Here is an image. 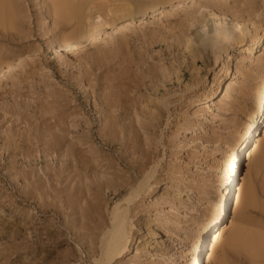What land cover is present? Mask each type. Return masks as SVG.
I'll use <instances>...</instances> for the list:
<instances>
[{
    "label": "rangeland",
    "instance_id": "rangeland-1",
    "mask_svg": "<svg viewBox=\"0 0 264 264\" xmlns=\"http://www.w3.org/2000/svg\"><path fill=\"white\" fill-rule=\"evenodd\" d=\"M3 1L0 54L9 51L7 59L15 66L0 80V264H93L100 223H108L112 207L141 180L145 170L139 173L140 165L146 171L156 167L155 184L131 207L133 247L115 264H183L178 257L215 198L217 168L230 151L226 145L261 90L264 50L255 55L261 64L244 62L227 111L219 113L214 103L242 50L223 55L215 72L205 66L211 55L207 50L197 53L198 63L191 65L192 54L184 46L190 42L196 51L202 9H194L196 23L187 21L192 28L180 12L191 5H183L166 10V18L148 16L119 41L118 33L104 25L97 40L80 42L77 51H69L58 49L59 43L72 40L88 17L110 21L129 0H67L82 12L77 30L75 20L59 24L47 0ZM136 1L147 6L149 0ZM209 1L201 0L206 6ZM251 1L223 3L236 7ZM207 69L206 78L197 82L196 72L202 77ZM141 71L181 77L177 82L169 72L172 81L158 95L169 91L168 114L163 109L159 127L147 129V135L134 122L135 111L126 115L120 109L127 97L156 99L143 87L136 94L128 92ZM209 96L214 99L211 116L203 113ZM196 110L202 111L197 119ZM257 134L254 141L261 142L264 123ZM254 190L253 205L243 198L234 216L233 206L227 209L225 231L234 225L246 236L264 237V172L254 180ZM173 204L177 210H171ZM226 236L211 264H260L250 237L229 245ZM138 243L140 251L135 252Z\"/></svg>",
    "mask_w": 264,
    "mask_h": 264
},
{
    "label": "bare ground",
    "instance_id": "bare-ground-1",
    "mask_svg": "<svg viewBox=\"0 0 264 264\" xmlns=\"http://www.w3.org/2000/svg\"><path fill=\"white\" fill-rule=\"evenodd\" d=\"M47 1L50 2V9L53 13V17L59 24L66 26L71 20H75L76 24L73 28L76 30L78 29L82 17V12H80L78 7H71L70 2L67 0ZM143 1L147 2V0ZM155 1L156 2L154 3L150 2V4L146 3L147 6H145L142 1L140 3L142 6H139L140 4L136 0H129L130 3L127 4V6L124 1L122 5L125 3L126 6H122V8L115 12L116 14L113 13L110 21L107 22L100 20V15L93 18L88 17L87 21L83 24L84 28L79 29L78 33L74 35L72 40L65 39L61 41L58 49L77 51V47L80 42L97 40L100 33L103 32L102 26L104 25L110 26L109 30L111 33H118V36L116 35V40L119 41L121 38H128V34L124 33V31H129L132 26H136V24L139 26L142 25L143 21L148 16L151 18L158 16L166 18V10L182 8L181 6L183 5L191 6L188 9H180V12H184V15L181 16L183 17L182 19L186 22L188 21L190 24H194L196 22L193 21H197L194 20L195 12L202 9L201 11L204 12V15L201 12H199V15L201 13L203 18L200 16V20L202 21L203 19V21L199 22L198 20L197 22L202 24H200L198 28L196 27L197 31H195V27V29L193 28L195 36L198 38V42L195 44L196 51L191 50L193 46H190V42H188L185 46L183 45L185 52H188V55L192 54L191 65H197L198 61L195 57L197 53H204V51L207 50V53L209 52L211 55L208 60H206L205 66L209 65L210 72H215V69L219 67L220 58L223 55L227 57L234 50H242L241 58L238 61V65L235 67V72L233 74L232 72L229 73L230 79L227 80V84L221 89L219 95L217 96V101L214 103V107L217 112H226V106L231 100V95L237 86L236 79H238V76H240L243 71L244 62L249 61V63L254 64V66L257 63H262V60L255 57V55L261 51L263 52L264 50V0H254L243 5H236V7H227L223 3V0H212L216 5L212 1H209L211 2V5L207 4V6L204 5L201 0ZM3 3L4 1L0 0V23H2L1 21H3L2 19L4 17ZM195 7H198V9L196 8V11H194ZM91 11L93 12V9H91ZM188 22L186 24L190 27ZM186 24L184 25L186 26ZM185 26L183 27L182 25V30H184ZM184 31L183 35L184 33H187V31ZM118 41H116V45H114L116 50L120 47V42ZM178 42L180 43L181 40ZM181 45L182 44L180 43V46ZM6 52L7 54H5V56L0 54V80L8 75L15 66V62H9L7 59L11 53L9 51ZM144 71H141L140 75L136 76V79L131 81L132 85H129L127 90L132 95L138 93V89L140 87H143L146 90L150 89L153 91L156 99L144 101L139 97H127L125 102L127 105H121L120 109L126 115L127 113H130L129 111L131 110L135 111L134 117L136 119L134 122H137L139 129H142L145 132V135H147V129L153 131L159 127L160 121L164 118L163 109L167 114L169 111L168 106L171 104V100L165 99L169 95V91L164 90L163 94L158 96L160 90L165 89L172 81L170 76L173 74L175 76L174 79L177 82L181 77L178 76L179 73L176 74L170 71L169 72L172 73V75L169 74V72L168 75H165L163 72L161 76ZM207 72L208 69L204 72L202 77L199 72H196L195 79H197V82L200 83L203 78H206ZM213 101L214 99L209 96L208 100L205 102V105H207L206 110L203 111V113H208L209 115L211 114L212 108L209 104ZM195 106L197 107L198 105L195 104ZM139 107L143 108L139 110ZM145 111H148V113L145 114ZM201 112V110H196L193 113V116L197 119L201 117ZM263 123L264 76L262 78L261 90L253 103L248 117L244 123L236 126L235 132L233 133L231 139H229V144H225L227 146L226 149L229 148L230 151L227 153V156L224 157L223 166L221 168H217V187L215 189V198L208 202L205 212L203 213L202 218L197 225V229L194 232L195 236L190 241L186 251L178 257L181 263L211 264L213 261V254L219 240L222 236L227 235L226 240L224 241L228 242L229 245L239 243L243 237H250L247 240L253 247L252 250L254 257L259 260L260 264H264L263 236H246L244 233H241V229H238V227L236 228L234 225L231 226L228 231H225L222 225L223 218L230 206H233L232 214L234 216L238 209V205L243 198L247 204H254V180H256L257 175L264 172V138L262 141L260 140L261 142L254 141V138L258 135L257 132ZM193 132L196 133L197 130H194ZM244 162H246L245 165ZM244 167L246 168L245 172H243ZM143 168L144 165H140L138 171L140 173L141 170H145L142 175H140L141 180L132 184L129 188V192L125 196L123 195V198H120V200L112 207L108 223L104 221L100 223L99 228H101L102 231L98 237V257L93 260V264L118 263V261H121L133 247L131 246L133 234L131 235L130 230H128L131 207H133L137 201L141 200L142 195L145 194L146 190L150 188L151 185L155 184V179L153 177L156 173V167L147 171ZM152 179L153 182H151ZM170 208L171 210L173 209V211L177 210L176 204L175 206L173 204ZM174 223L176 225L178 224L177 219H175ZM94 242L95 241H91V245ZM133 250L135 252L140 251L139 243L133 248ZM175 253L177 254V252ZM218 264L224 263L219 262Z\"/></svg>",
    "mask_w": 264,
    "mask_h": 264
}]
</instances>
